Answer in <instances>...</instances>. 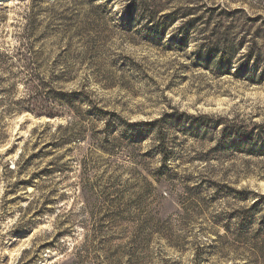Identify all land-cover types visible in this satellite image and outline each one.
Returning <instances> with one entry per match:
<instances>
[{
	"label": "rangeland",
	"instance_id": "rangeland-1",
	"mask_svg": "<svg viewBox=\"0 0 264 264\" xmlns=\"http://www.w3.org/2000/svg\"><path fill=\"white\" fill-rule=\"evenodd\" d=\"M0 264H264V0H0Z\"/></svg>",
	"mask_w": 264,
	"mask_h": 264
},
{
	"label": "trees",
	"instance_id": "trees-1",
	"mask_svg": "<svg viewBox=\"0 0 264 264\" xmlns=\"http://www.w3.org/2000/svg\"><path fill=\"white\" fill-rule=\"evenodd\" d=\"M50 112H51V111H50ZM51 113H53V112H51ZM51 113H50V114H48V115H50V116H53V114H51Z\"/></svg>",
	"mask_w": 264,
	"mask_h": 264
}]
</instances>
